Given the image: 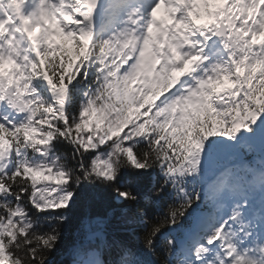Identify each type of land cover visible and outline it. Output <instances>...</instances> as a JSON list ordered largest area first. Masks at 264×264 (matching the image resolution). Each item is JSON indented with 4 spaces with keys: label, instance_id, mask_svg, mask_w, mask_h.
Masks as SVG:
<instances>
[{
    "label": "snow or ice",
    "instance_id": "obj_1",
    "mask_svg": "<svg viewBox=\"0 0 264 264\" xmlns=\"http://www.w3.org/2000/svg\"><path fill=\"white\" fill-rule=\"evenodd\" d=\"M0 264H264V0H0Z\"/></svg>",
    "mask_w": 264,
    "mask_h": 264
}]
</instances>
